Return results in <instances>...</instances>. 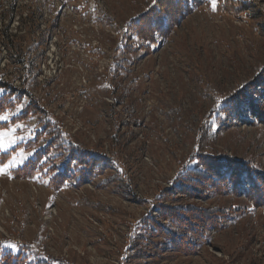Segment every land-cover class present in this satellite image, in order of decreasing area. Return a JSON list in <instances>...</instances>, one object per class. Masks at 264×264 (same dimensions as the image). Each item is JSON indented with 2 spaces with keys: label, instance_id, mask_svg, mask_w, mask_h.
<instances>
[{
  "label": "rangeland",
  "instance_id": "1",
  "mask_svg": "<svg viewBox=\"0 0 264 264\" xmlns=\"http://www.w3.org/2000/svg\"><path fill=\"white\" fill-rule=\"evenodd\" d=\"M40 1L26 62L0 42V80L43 111L1 131L15 129L0 166H15L6 168L11 178L0 177V250L54 264H264V210L245 196L159 200L198 167L200 155L229 156L264 172V124L224 112L233 98L259 89L264 0H232L248 5L237 15L218 10L227 0L215 11L206 0L154 44L131 29L159 0ZM25 17L20 9L12 33L30 26ZM7 25L0 17V32ZM22 112L8 111L0 121ZM48 122L67 145L98 153L111 167L88 184L69 179L59 190L43 174L14 178L13 170L53 140L49 130L43 135ZM160 203L236 211L199 254L185 255L141 227Z\"/></svg>",
  "mask_w": 264,
  "mask_h": 264
},
{
  "label": "trees",
  "instance_id": "2",
  "mask_svg": "<svg viewBox=\"0 0 264 264\" xmlns=\"http://www.w3.org/2000/svg\"><path fill=\"white\" fill-rule=\"evenodd\" d=\"M80 0H71L78 2ZM206 0H159L157 5L146 15L134 21L132 35L150 44L156 43V36L167 37L181 20ZM23 0H0V17L8 22L4 31L0 32L1 44L19 62L25 63L29 37L34 33L37 21L43 8L40 0H29L24 6ZM247 4L240 1L227 0L218 10L237 15L247 10ZM20 9L26 15L25 21L30 22L23 33H12L9 27L16 19ZM42 36V33L39 35ZM149 49V47H147ZM259 89L252 87L238 97L233 98L224 108L226 116L235 115L250 124H264V72L258 83ZM0 115L22 107L23 112L10 122L0 121V132L11 125L26 122L42 114V110L34 101H25L26 92H20L10 84L0 80ZM248 116V117H244ZM49 130L53 140L45 151L38 152L24 166L13 170L16 179L33 180L39 175L48 179L49 187L61 189L69 179L83 186L103 175L111 167V160L98 153L67 145L62 133L51 123H47L43 135ZM40 136L31 144V148L39 142ZM33 146V147H32ZM55 149L58 155L51 157ZM199 165L187 169L179 177L173 189L162 192L159 200H177L178 198L207 200L212 194L223 196L234 193L245 196L253 208L264 210V172L250 162L229 156L198 157ZM62 161V165L56 163ZM48 172L44 175V172ZM53 177L51 178V176ZM181 196V197H179ZM234 209L203 208L192 204L167 205L160 203L154 209L155 215H149L141 227L153 238H161L172 251L197 255L201 247L209 241L212 233L226 228L235 213ZM167 249V250H168ZM0 264H54L49 261H30L24 253L14 254L0 250Z\"/></svg>",
  "mask_w": 264,
  "mask_h": 264
},
{
  "label": "snow or ice",
  "instance_id": "3",
  "mask_svg": "<svg viewBox=\"0 0 264 264\" xmlns=\"http://www.w3.org/2000/svg\"><path fill=\"white\" fill-rule=\"evenodd\" d=\"M219 0H210V7L213 11L217 9ZM9 118V115H0V120H7ZM15 132V129H11L9 132H0V150H5V144L4 140L5 138H8L9 140V147H11L12 143L14 142V137L11 135ZM27 159V157H25ZM15 166L14 164H9L7 166H0V177H3L5 175L9 176L11 178L10 172L6 171V168L10 169L11 167ZM7 247L15 250V245H7Z\"/></svg>",
  "mask_w": 264,
  "mask_h": 264
}]
</instances>
